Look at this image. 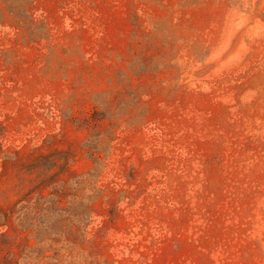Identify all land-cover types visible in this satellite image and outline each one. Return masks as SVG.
<instances>
[{"label": "rangeland", "instance_id": "obj_1", "mask_svg": "<svg viewBox=\"0 0 264 264\" xmlns=\"http://www.w3.org/2000/svg\"><path fill=\"white\" fill-rule=\"evenodd\" d=\"M0 264H264V0H0Z\"/></svg>", "mask_w": 264, "mask_h": 264}]
</instances>
